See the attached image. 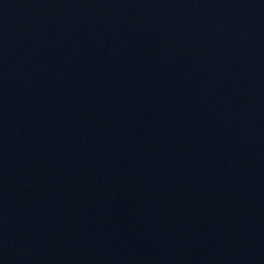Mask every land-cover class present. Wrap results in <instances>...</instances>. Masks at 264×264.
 Returning a JSON list of instances; mask_svg holds the SVG:
<instances>
[{
    "label": "water",
    "instance_id": "1",
    "mask_svg": "<svg viewBox=\"0 0 264 264\" xmlns=\"http://www.w3.org/2000/svg\"><path fill=\"white\" fill-rule=\"evenodd\" d=\"M0 264H264V0H0Z\"/></svg>",
    "mask_w": 264,
    "mask_h": 264
}]
</instances>
